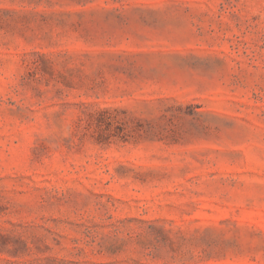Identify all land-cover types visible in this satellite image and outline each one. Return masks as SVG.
Masks as SVG:
<instances>
[{
    "label": "rangeland",
    "instance_id": "1",
    "mask_svg": "<svg viewBox=\"0 0 264 264\" xmlns=\"http://www.w3.org/2000/svg\"><path fill=\"white\" fill-rule=\"evenodd\" d=\"M0 264H264V0H0Z\"/></svg>",
    "mask_w": 264,
    "mask_h": 264
}]
</instances>
